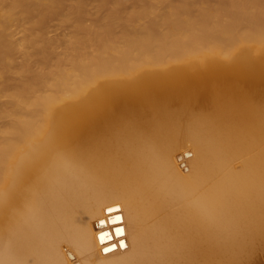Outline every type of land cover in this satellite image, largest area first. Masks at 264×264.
<instances>
[{
	"label": "bare ground",
	"instance_id": "6f19581e",
	"mask_svg": "<svg viewBox=\"0 0 264 264\" xmlns=\"http://www.w3.org/2000/svg\"><path fill=\"white\" fill-rule=\"evenodd\" d=\"M258 249L264 0H0V264Z\"/></svg>",
	"mask_w": 264,
	"mask_h": 264
},
{
	"label": "rangeland",
	"instance_id": "374dc122",
	"mask_svg": "<svg viewBox=\"0 0 264 264\" xmlns=\"http://www.w3.org/2000/svg\"><path fill=\"white\" fill-rule=\"evenodd\" d=\"M58 25V26H57ZM49 29H50V31H51V29H52V31H51V33L52 34H56V35H61V34H64V33H66V32H68L69 30V28L67 27V26H61V25H59V24H57L56 22H53V23H51V25H50V27H49ZM55 29V33L53 32V30ZM60 29H62L61 31H59ZM63 31H64V33H63ZM257 251H259V252H256V254H255V257L256 258H258L259 257V260H256V261H259L261 264L263 263L264 264V250H262V249H258ZM259 255V256H258ZM258 256V257H257ZM259 262H257L256 264H259Z\"/></svg>",
	"mask_w": 264,
	"mask_h": 264
}]
</instances>
